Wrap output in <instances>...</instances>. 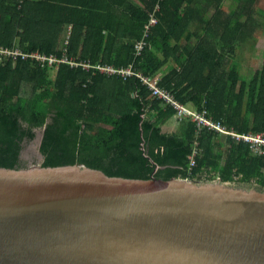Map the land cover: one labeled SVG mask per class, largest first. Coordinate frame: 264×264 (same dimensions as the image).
<instances>
[{
    "label": "trees",
    "instance_id": "trees-1",
    "mask_svg": "<svg viewBox=\"0 0 264 264\" xmlns=\"http://www.w3.org/2000/svg\"><path fill=\"white\" fill-rule=\"evenodd\" d=\"M260 2L0 0V48L21 50L0 55V167L27 168L20 157L24 143L41 129L43 167L85 163L115 177H219L264 188V155L206 128L197 134L194 122L178 121L136 77L123 81L94 67H130L155 76L182 105L205 110L239 134H264V58L250 77L240 72L245 52L264 30ZM150 14L158 22L140 55L136 43ZM37 52L88 61L93 68L53 66L30 57ZM170 62L176 68L161 80ZM172 118L176 130L164 132Z\"/></svg>",
    "mask_w": 264,
    "mask_h": 264
},
{
    "label": "water",
    "instance_id": "water-1",
    "mask_svg": "<svg viewBox=\"0 0 264 264\" xmlns=\"http://www.w3.org/2000/svg\"><path fill=\"white\" fill-rule=\"evenodd\" d=\"M202 180L0 167V264H264V188Z\"/></svg>",
    "mask_w": 264,
    "mask_h": 264
},
{
    "label": "built area",
    "instance_id": "built-area-1",
    "mask_svg": "<svg viewBox=\"0 0 264 264\" xmlns=\"http://www.w3.org/2000/svg\"><path fill=\"white\" fill-rule=\"evenodd\" d=\"M156 9L158 10V7ZM157 22H158V19L153 14H150L149 22L145 25V28H144L143 39L139 40L136 43V52L138 54L141 55L145 47L148 46L146 39L149 37V34L151 30L153 29V27L157 25ZM4 54L17 55L20 53H16V52L8 53L2 48H0V55H4ZM33 55H30V57L35 58L33 57ZM22 56L28 57L27 55H22ZM35 59H39V58H35ZM40 60H46L49 62L50 65H53V66L56 63H66V62L69 63L70 61H72V59H69L66 57L59 60L54 57L46 58L45 56H44V59H40ZM80 66L91 68V65L89 63H86V65L80 64ZM95 68H98L101 72L107 73L108 75L109 73L107 71H109L110 73H114L113 75L120 76L123 81H128V78L136 77L137 80L141 81L143 85L147 86L150 89L152 96L167 103V105H169L174 110L175 117L178 121L188 118L192 122H194L197 126V134H199L203 128H206L207 130L215 131L216 133L214 134H217V135L225 134L226 137H231L232 140L248 144L249 149L255 155H264V134L262 133L239 134L233 129H228L226 126H224L220 122H216L212 120V118L207 115V112L205 110L196 111V110L190 109L182 105L181 103L177 102L167 90L159 87V80L157 77L145 76L141 73L134 72L130 67L114 68L112 66H99L98 65ZM197 145H198V142L196 140L195 147L191 155L189 156V170H192V168L195 167V157L198 154V148L196 147Z\"/></svg>",
    "mask_w": 264,
    "mask_h": 264
},
{
    "label": "rangeland",
    "instance_id": "rangeland-1",
    "mask_svg": "<svg viewBox=\"0 0 264 264\" xmlns=\"http://www.w3.org/2000/svg\"><path fill=\"white\" fill-rule=\"evenodd\" d=\"M258 7L260 9L264 10V2H260ZM261 34H263V35H261L259 37L260 39L257 42V44L255 45V48L249 49L248 52H245L244 58L242 59L243 62L241 63L240 72L242 74L247 75L246 77H250L252 71L257 70L262 66V62H263V58H264V30L262 31ZM13 52L20 53L21 50L18 48V49L13 50ZM33 57L39 58V59H44L43 53H40V52H37L35 55H33ZM26 59H28V58H26ZM86 63H89V62L88 61H77V59H73L72 61L69 62V64L74 68L79 67L80 64L86 65ZM57 64H59V63H57ZM89 64L91 65V68H92V64L91 63H89ZM58 67H59V65L55 66V68H58ZM94 67H97V66L94 65ZM83 68L87 69V70L91 69V68H87V67H83ZM107 72L109 73V76H112L114 74V73H110L109 71H107ZM170 120H169V124H171L172 126L169 125L170 127L167 129L169 131H171V129L174 130L178 125L175 122V120L173 122H172V120L171 121ZM175 124H177V125L175 127H173ZM208 131L216 133L215 131H211V130H208ZM41 135H42V130L37 129L35 139L32 141H28V142L24 143V147L22 149L20 157H21V161L23 162V164L28 165V167H30V165H37L42 160L41 153L39 152V143H40ZM223 136H226V135L223 134ZM202 177H203L202 179L204 180L205 177L204 176H202ZM214 178L217 179L218 177H214ZM250 185H254V183H252Z\"/></svg>",
    "mask_w": 264,
    "mask_h": 264
},
{
    "label": "crops",
    "instance_id": "crops-1",
    "mask_svg": "<svg viewBox=\"0 0 264 264\" xmlns=\"http://www.w3.org/2000/svg\"><path fill=\"white\" fill-rule=\"evenodd\" d=\"M263 35V34H262ZM260 39V38H259ZM173 68H176V65H173L172 64V62H170L169 63V65H167V66H165L164 67V69L161 71V73L158 75L160 78H161V80H162V77L164 76V75H166L170 70H172ZM172 120V122L174 121V119L172 118L171 119ZM170 120V121H171ZM172 126L171 124H169V121H167L166 123H165V126L163 127V129H164V131L165 132H167V133H171V132H173V131H175L176 130V128L174 129V130H172L171 128V131H169V130H167L170 126ZM177 124H175L173 127H175ZM166 129V130H165Z\"/></svg>",
    "mask_w": 264,
    "mask_h": 264
}]
</instances>
